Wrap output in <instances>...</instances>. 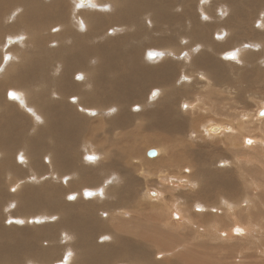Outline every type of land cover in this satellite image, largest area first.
<instances>
[{
	"label": "bare ground",
	"instance_id": "obj_1",
	"mask_svg": "<svg viewBox=\"0 0 264 264\" xmlns=\"http://www.w3.org/2000/svg\"><path fill=\"white\" fill-rule=\"evenodd\" d=\"M76 1L95 10L94 13L80 12L81 8L64 0H0V41L6 44V49L0 51V206L6 197H10L4 187L6 178L10 189L18 191L4 206L9 215L14 214L10 221L38 223L32 228L8 229L0 225V264L12 260V264H51L58 253L65 254L66 264H163L165 260L161 257L169 252L161 250L153 255L149 250L151 244L164 246L170 243L171 251L175 252L177 248L186 247L185 244H174L180 239L188 243L183 234L191 228L194 232L191 241H197L202 233L210 241L217 240L214 234L222 241L237 239L232 235H244L242 238H245L251 228L256 230L259 240L258 212H264V181L257 178L263 177L262 172L257 177L256 172L246 170L245 166L239 168L236 176L231 170L222 168L229 164L224 149L241 147L242 141L246 144L254 141L250 146H258L256 149L261 152L264 150V138L252 136L256 129L264 133V126L255 123L262 122L257 117H264L254 115L249 109L251 101L259 108L264 107V99H257L264 89V79H259L256 70L264 67V0H113V8L107 4L110 0ZM101 1L104 4H100ZM252 4L258 7L257 10L247 11L246 6ZM233 7L239 12L231 16ZM56 22L58 25L49 29ZM71 23L83 25L87 31L73 34ZM109 25L111 27L103 31ZM60 27L61 32L56 35L49 33V30L57 32ZM106 34L114 39L96 43L97 38H104ZM71 38H74L73 47H80L84 55L89 51L88 64L68 45L51 51L59 46V40L67 42ZM227 48L233 50L221 53ZM249 49L255 52L250 53ZM143 50L150 60L159 56L165 59L159 65L163 74L156 73L159 66L150 69L142 65ZM185 52L192 55L194 61L189 67L181 62L187 73L182 76L184 85H170L166 78H173L174 62L166 58L178 55L183 58L181 54ZM215 54L222 58L224 55L228 60L236 57L234 62L239 61L236 62L238 65L229 70L224 63L215 61ZM193 67L200 69V78L198 72L190 74ZM81 71L85 75H73ZM76 76L80 82H74ZM180 76L176 79L179 82ZM193 76L196 78L191 83ZM154 79L163 83L167 91L161 88L151 91L149 98L153 100L160 96L156 99L158 103L152 105L156 100L146 99L150 107L138 115V122L147 120L156 124L160 119L163 132L171 134L185 132V126L196 119L194 126L198 127L197 120L203 122L202 130L204 128L207 135L212 138H218L213 135L227 136L231 145L225 144L217 150L203 145L197 148L186 145L184 150L178 149L167 157H161V149L154 148L157 155L153 157L158 159L157 163L145 169L141 158L137 157V147L124 144L122 137L129 132L124 129L131 117L130 103L145 99L152 83L149 81ZM205 82L204 88L197 91L196 85ZM5 90L7 98L16 102L4 101L2 93ZM66 92L79 95L77 105L88 107L82 108L87 114H102L109 119L114 116L115 119L107 123V119L98 116L76 118L74 110L62 102ZM217 94L227 97L223 95V99H219ZM180 96L186 98L179 106L184 114L173 109L174 100ZM192 97H195L193 102ZM207 103L211 106H202ZM222 103L221 108H234L233 111L227 113L215 109L214 117L228 118L231 124L228 129L222 125L224 121L204 124L207 117L200 114L187 118V114L196 108L211 113ZM107 106L111 108L107 109ZM87 122L91 130L109 125L108 133L112 137H106L108 143H119V147L103 149L98 156L91 142L84 137ZM118 125L121 132L114 134ZM246 133L253 139L244 138ZM154 142L158 143V140L151 141ZM217 152L220 156L215 155ZM10 153L14 154L18 165L10 159ZM74 155H79L75 162L80 164L71 172L84 176L81 181L85 187L93 184L86 195L95 191V198L85 200L80 198L79 192L72 193L64 195L67 203L63 200L64 187L60 182L76 187V184L67 183L72 174L67 172L68 165L65 164V161L73 163ZM90 156L97 160L88 162L89 168L82 166ZM262 158L248 157L246 161L259 163ZM26 163L31 166L25 168ZM24 172L27 173L25 177L21 175ZM46 174L59 183L54 184L48 179L47 183L31 185V175L40 179ZM141 177L148 185L155 184L158 190H149L148 186L139 189ZM96 179L100 181L95 182ZM184 182L188 190H185L187 187L180 189ZM104 188H107L106 198H103ZM148 190L154 197L160 194L159 198L149 196ZM200 197L213 201L205 203L198 199ZM20 206L26 214L45 210L37 212L43 215L33 219L22 213L15 216L12 210ZM218 210H224L232 219L228 228H223ZM47 219L54 223L41 224ZM251 240L256 248L264 246L262 242ZM174 261L166 260L165 264H180ZM58 264L65 263L60 261Z\"/></svg>",
	"mask_w": 264,
	"mask_h": 264
},
{
	"label": "rangeland",
	"instance_id": "obj_2",
	"mask_svg": "<svg viewBox=\"0 0 264 264\" xmlns=\"http://www.w3.org/2000/svg\"><path fill=\"white\" fill-rule=\"evenodd\" d=\"M64 1H68L69 5H71L73 3H74L73 5H77L78 8H81L80 12L83 11V10H88V12H86V13H94V11H95L93 9H90V7L82 6V3L80 1L79 2L76 1V0H64ZM254 1L256 2V0H254ZM113 2H114L113 0H110L107 4H109L110 7L113 8ZM100 4H104V3H102V1H101ZM246 7H248L246 10L247 11H250V12L257 10V8H258V7H254L253 4L252 5H248ZM238 12H239L238 9L233 7V8H231L230 15L233 16L234 14H236ZM98 14H100V13H98ZM100 15L108 16L109 14H100ZM77 24L71 23V25L73 27V34L84 33V32L87 31V28L86 27H84L83 25H80V24L77 25ZM57 25H58V23L56 22L53 26H50L49 29H51V28H53V27H55ZM110 27H111V25L107 26L105 29H103V31H106V29H109ZM58 32H61V27H60V29L57 32L56 31H53V30L52 31L49 30V33L52 34V35H56ZM49 39L51 41L52 40V37L49 36ZM110 39H114V37L111 36L110 34H106V35H104V38H97L96 43L97 42H100V41L110 40ZM59 41L61 42V43H59V46L57 48H51V51L58 50V48L60 46H62V45L63 46L64 45H68L72 49H74L77 52V54H80L82 56V58L84 59V61L88 64V59L90 58L89 51H87L86 55H84V52L82 51V49L80 47L79 48L73 47V45H74V38H71L67 42L66 41H62V40H59ZM5 45L6 44H3V41H0V48L2 47L1 49H3V50H0V51H4V49H6V46ZM234 48H235L234 50H236L237 49V46H235ZM154 49L155 50H158L159 48H154ZM145 50H143V52L141 54V63H142V65L145 68L154 69V67H157V66L161 65L163 62H165V59L164 58L162 59L161 56H159L158 58L154 59L155 61L148 59L147 56L143 54V53L146 54V51ZM229 50H233V49L232 48H227L226 50L222 51L221 53H223V52L226 53ZM233 52H235V51H233ZM249 52L252 53V52H255V51L252 50V49H249ZM181 55H184V57L181 58L178 55V56H171V57H167L166 58V60H172L174 62L173 63L174 64V67H173V76H172L173 78H171L169 80V77H168L166 79L168 81H170V83H169L170 85L173 84L176 87H180V85H176V83L177 84L184 85L182 83V81H184L182 79V76H184L185 74H187L186 73V69L185 68H182L181 62L184 61L187 64V66L189 67V66H191L193 64V61H194L193 60L194 57L192 55L186 53V52L183 53V54H181ZM235 59H236V57H235ZM234 60L225 59L224 55H223V58L220 55L219 56L218 55L215 56V61L218 62V63H221V64L224 63L226 65L227 69H229V70H231L233 67H235V66L238 65L237 63L239 61H236L237 62L236 63V62H234ZM152 61H154V62H152ZM2 70H4V68H2ZM256 70L258 72L259 79L260 80H263L264 79V67H261V69H259V70L256 69ZM189 72H190L191 75H196V72H198L199 73V76H198L199 78L202 75L200 69H198V68H194L193 70H190ZM78 73H82V75L83 74L85 75V72H83V71H81V72H74L73 75H76ZM156 73L157 74H160V75L163 74L162 68L160 66H159V68H157ZM179 75H181L180 76V81L181 82H179V81L176 80ZM195 78H196L195 76L191 77V83H193L195 81ZM73 80H74V82H80V79L78 78V76H76L75 78H73ZM203 80H205V79H203ZM149 82H152V83H151V85H149V87L147 89V94L145 96V99H143L142 101H141V99L140 100H135V101L131 102L130 105H129V107H128V111L131 114V117H130V121L125 125V129L124 130L125 131H129V132H127L128 133L127 136L122 137V139H123L122 142L124 144H133L134 146L137 147V157L139 158V160L141 158V161L146 166L145 169H148L150 167H154L156 165V163H157V160L158 159H155V157H153V156L148 157L149 156L148 155V151L151 150V149H154V148L161 149V151H162V156L161 157H167V156L171 155L172 152H174V151H176L178 149L179 150H184V147L186 145H190V146L192 145L191 146L192 148H197V146L203 145V146H207V148L213 147V149H215V150H217L216 148H218V147L225 146V144L231 145L230 144L231 141H228L227 136L224 137V136H219V135H213V136H217L218 138H212L209 135H207L206 134V131L204 130V128L202 130L203 122L197 120L198 127L194 126L193 124H194V122H196V119H194L192 121L191 125L185 126V127H187V129L185 130V132H183V133H175L174 132V133H171V134H168L167 132H163V128H162V124L163 123L161 122L160 119H159L158 122H156V124H154V123H148L147 120L144 121V122H138L137 121L139 119L138 115L140 113H142V114L145 113L146 109L150 107L149 104H147L145 101H146V99L147 100L150 99L149 98V95H150L151 91L154 90V89H157V88H161V89H164V91H167V88L164 86L163 83L155 82V79H154V81H149ZM155 83H159V84H156L155 85ZM204 85H206V82L203 83V84L200 83L199 85H196L197 86L196 87L197 91H200L201 88L203 89L204 88L203 87ZM84 91H85V89H83V92ZM6 93H7V90H5L4 94L2 93V96L4 95V99H5V100L3 99L4 101H6V102H16V100H9L7 98ZM223 95L225 96V98L227 97L225 94H223ZM223 95L217 94L216 96L219 99H223ZM258 96H259V98H257V99H264V89H261V91L258 94ZM70 97H74V98H72L70 100ZM159 97L160 96H156L155 98H153V100L152 99H150V100L155 101ZM194 100H195V97H192V100L191 101L193 102ZM78 101H79V95L76 92H72V93L66 92L63 95V99H62L63 104L65 105V107H67V108L68 107H71L74 110V112L76 114V118L85 117V119H87V117L96 118L98 116L99 119H101V118L103 120L104 119H107L106 120L107 123H109V122L112 123L113 120L115 119V118H113L114 116L109 119L105 115L102 116V114H99V115L98 114H95V115L87 114L84 111V109H82V108H88V107H82V108H80L81 106L80 105H77V102ZM184 101H186V98L183 97V96H180L179 98L177 97L174 100V102H173V107H174L173 109L175 111L177 110V113H179V114H184L180 110V108H179L181 102H184ZM222 102H229V101L222 100ZM155 103H158V100H156V102H152V105L155 104ZM135 106H137V107H135ZM202 106L208 108L209 106H211V104L207 103L206 105H202ZM223 106H224V104L222 103L218 107H214L212 109L211 113H207L206 111H202L200 108H196L191 113H188L187 114V118L191 117L192 114H200V116L203 115V116L207 117L206 120L204 121L205 122L204 124H209V122L211 124H213V123L214 124H218L219 122L224 121L225 123H223L222 125L226 126L227 129H228V127L231 126L230 122L228 121V118L226 120V119H223V117L222 118L221 117H218V116H217L218 118L217 117H214V111H215V109L218 112H220V111H226L227 113L232 112L233 109H234V108H221ZM258 106L259 105H256V103L253 102V101H251L250 102V105H249V109L256 116H259L260 115L259 114V111L262 110V109H264V107L259 108ZM133 107H135V109H133ZM227 107H228V105H227ZM106 108L109 109V108H111V106H107ZM102 109L103 108H101L100 110H102ZM100 110H97V111L100 112ZM255 113H257V114H255ZM89 115H91V116H89ZM260 116L261 117H264V115H260ZM257 118L258 119H261L262 122H260V123L255 122V123L258 124L259 126H261V125L264 126V118H259V117H257ZM151 120H152V118L149 117V121H151ZM43 123L41 122V124H43ZM219 124H221V123H219ZM155 125L158 126L159 128L157 129V127H155ZM126 126H128L127 129H126ZM109 127L110 126L106 124V125H103L100 128H93L91 130L89 123L88 122L86 123L87 132H85V136L84 137L91 142V144L93 146V151L96 152V154L98 156H100V154H102L103 149L111 150V149H117L119 147V143H117L116 145H109L108 139L106 138V137H109V138L112 137L108 133ZM199 130L201 131V133L199 132ZM120 132H121V129H119V125H118L113 130V133L114 134H118ZM198 132H199V134H198ZM187 135H189V136H187ZM198 135H200V136H198ZM37 136H40V135H37ZM252 136H259L261 138H264V133L260 129H256V131L254 132V134ZM252 136L246 133V135L244 136V138L249 137V138H252L253 139ZM115 137H117V136L114 135V138ZM189 137L191 138V140H190ZM5 138L3 140H5ZM44 138H42L41 140L44 141L45 140ZM154 139L155 140L157 139L158 140V143H155L154 142L152 144L151 141H153ZM0 140H2L1 137H0ZM52 140H54V138H52ZM80 143L77 144V146H76L77 148L79 147ZM253 143H254V141L251 142V143H247V144L242 141L241 147L237 146V148H233V149H230V148L229 149H224V151H225L224 157L226 156L225 158H226V160L229 161V164L227 165V167H224V168H222V166H217L216 164H214V165L217 166V168H219V169L222 168V169L231 170L232 173L233 174L235 173L234 175H236V176L239 175L238 174L239 168H242V167L247 166L245 169L246 170L249 169L252 172H256L258 174V175H256L257 177L262 172L263 177H260V178H257V179H262L264 181V170H263L264 169L263 168L264 167V155H263L264 154V150L261 152L260 149H256L258 146H255V145L250 146ZM41 144H43V142ZM245 145H246V147H245ZM19 146H20L19 148H21V145H19ZM227 147H229V146H227ZM247 147H251V148H247ZM6 148L8 149V147H6ZM84 150H86V148ZM245 152L246 153H249L248 154L249 156ZM91 154H93V153H91ZM252 154L255 155V156H258L259 158H262L261 156H263V158L260 160L259 163H256L257 161H255V160L246 161V159L248 157L249 158L255 157ZM215 155L216 156H220L218 152ZM185 156H187V153H185ZM235 156H236V158H235ZM77 157H79V155L78 156L77 155L72 156V159H74V160H73V163H71V164H68L64 160L65 161V164H67L68 165V168L70 169L69 170L67 168V172H69V173L72 174V179H70L69 181H67V183L76 184V187H69L70 184L69 185L68 184L66 185L65 183L60 182V184L64 187L63 195L62 196H63V200H65L66 202L68 200L66 199L65 196H68L69 194H72V193H78L79 192V195H81L80 198L81 199L84 198L85 200H90V197L93 198L94 197V193H95V191H93V195H91V196L88 195V197H87L86 191H88V189H91L92 186H93V184H90L89 186H86L85 187L84 183L82 184V181H81V178H83L84 176L79 175L80 173H78V174L75 173L74 174V173L71 172L72 171V168H75V166L77 168L79 167V164L80 163L78 164V163L75 162V160H78ZM221 158H223V157H221ZM10 159L14 162L15 165H18L16 163V161H15V158H14V154L13 153H10ZM184 159H186V157ZM184 159H182V160L184 161ZM86 160H87V162L84 160V162H86V165L82 164V166H85L86 168H89V166L87 164H90V163H88V162H95L97 160V158L94 159V160H88V159H86ZM238 160H239V162H238ZM140 163L141 162H139L138 165L141 166ZM260 163H262L263 166H261L262 164H260ZM241 164H242V166H241ZM258 165L261 166L260 169H259V171H258V167H259ZM25 166H26L25 168H27L28 166L30 167L31 164L27 165V163H26ZM57 168H59V167H57ZM137 169L138 168L135 169V173L138 175ZM61 170L64 171V168H61ZM261 170H263V171H261ZM47 172L50 173V174H55L54 171H52V173L50 171H46V173ZM21 175L25 177L27 175V173L24 172ZM53 178L54 177H52V175H49V174L48 175L46 174V176L44 178L40 176V179H37V177L35 175H31L30 179H32V182H33V183L31 182V185H33V186L34 185H37L38 186L39 184L47 183L48 182V179L53 180V182H54V179L55 178L54 179ZM234 178H236V177H234ZM46 179H47V181H46ZM108 179H111V178H108ZM139 179L142 182V185L139 186V189H143L144 187L148 186V187H150L149 190L150 189L158 190L156 187H154L155 184L154 185H148L147 180H144L142 177L139 178ZM50 180H49V183H51L53 185L52 181H50ZM40 181H41V183H40ZM97 181H100V180L96 179L95 182H97ZM173 182H174V180H173ZM57 183H59V181L56 179L55 182H54V184H57ZM184 185L182 184V187L180 189H185L188 186V185L185 184V182H184ZM151 186H153V187H151ZM4 187H5V190H6V194L7 195H10V197H6L5 202L0 206V208H1L0 209V222H1L0 225L1 226H4L5 228L12 229L14 227L32 228L33 227L32 225L38 224L37 222H32L31 223V222H29L27 220L26 221L25 220H22L23 222H21L20 224L19 223L17 224L16 222L10 221V219L13 217L14 214L13 215H9L8 214V211L9 210H5L6 208H4V206L8 203V201L11 198H13L14 194H16L18 191L13 190V188H12V190L10 189L9 180H7L6 178L4 179ZM106 190H107V188H104L103 198L104 197L106 198V196H107V191ZM149 190H148V194H149ZM185 190H188V187ZM159 195L157 197H154V196H152V195L149 194V196H151L152 198H155V199L159 198ZM205 198H207V197H200L198 199L202 200L205 203H209V202H212L213 201V199H210L208 201ZM142 202L144 203V201H142ZM167 203L169 204L170 202L167 201ZM191 204H189V207L191 206ZM239 209L240 208H238V211H239ZM41 210H45V209H41ZM41 210H39V211H41ZM14 211H15V216H17V214L22 213V214L28 215V217L31 218V219L37 218V217H40V215H43V214H37V212H39V211H37V212H33L32 211V212L26 214L23 211V207L22 206H20L17 209L16 208H13L12 212H14ZM218 211H219L218 215H220V218L222 219L221 222H224V225L226 224L225 226L223 225V228H228L233 223L232 222V219L231 218H228V216H227V214L225 213L224 210H218ZM222 211H224V213L226 215ZM190 212H191V209H190ZM244 214H246V212ZM258 215H259V217H258L259 218V220H258L259 221L258 222L259 224L258 225H260V227H259V229H260L259 230V240L257 239V235H256L257 233L255 232L256 230H253V228H251L249 230L248 234L245 235V238H242V237H244V235L241 236V237L232 235V237H235L237 239L222 241V240H220L221 238H219L220 236L218 234H214L213 236H214V238H217V240H215V241L214 240H211L210 241L201 232L202 234L199 233V235L201 234V237L197 241H194V240L191 241L190 239H193L191 236H194L193 229L191 228L190 229V232L188 231V232H185L183 234L185 240L188 241V243L181 242V239H180V240H178L179 243H175L174 244V245H177V246L178 245L185 244L186 247L181 248L182 249V250L180 249L181 251L178 250V248L176 247L177 250H175V252H172L171 251V244L170 243L169 244H166L164 246H162V245L155 246V244H151V242H149L152 245L149 248V250H150V252L153 255L156 252L161 251V250H164V251L169 252L168 254L165 253L161 257V260H165V261H163V264H165L166 260H172V261H174L175 259L176 260L174 262L175 263L179 262L180 264H255L256 262L257 263H261V262L264 263V246L263 247H260V248H256V246H255L256 244L253 246V244L251 242L252 241L251 239H253V240L258 241L259 243L262 242L264 244V236H263L264 235V233H263L264 232V218H263L264 217V212H258ZM165 220H166V218L164 219L163 223L165 222ZM40 221H41V219H40ZM44 223L52 224L54 222H52V221H50V220L47 219V220H43L41 224H44ZM136 232H137V230L134 233H136ZM147 232L150 233L149 230H146V233ZM154 233L155 232L152 231V234H154ZM175 235L176 234H174V236ZM237 235H239V234H237ZM176 239H178V238H176ZM226 239H227V237H226ZM248 240H250V241H248ZM14 243H16V242H14ZM149 243H147V244H149ZM1 248H2V246L0 245V250H1ZM176 248H174V249H176ZM190 248H191V250H190ZM23 253H26V251H24ZM172 253H174V254H172ZM1 255L2 254H0V256ZM178 256H182V257L180 258ZM153 258H154V256H153ZM13 261L14 260H12L10 262H7V264H12ZM60 261L62 263H65V264L67 263L66 262L67 259L65 258V254H59L58 253V255L51 262V264H58V262H60ZM48 264H50V263H48Z\"/></svg>",
	"mask_w": 264,
	"mask_h": 264
},
{
	"label": "water",
	"instance_id": "obj_3",
	"mask_svg": "<svg viewBox=\"0 0 264 264\" xmlns=\"http://www.w3.org/2000/svg\"><path fill=\"white\" fill-rule=\"evenodd\" d=\"M81 1L84 2L85 0H81ZM260 115H264V109H262L260 111ZM148 155L149 156H155V155H157V151L155 149H151L148 151Z\"/></svg>",
	"mask_w": 264,
	"mask_h": 264
},
{
	"label": "snow or ice",
	"instance_id": "obj_4",
	"mask_svg": "<svg viewBox=\"0 0 264 264\" xmlns=\"http://www.w3.org/2000/svg\"><path fill=\"white\" fill-rule=\"evenodd\" d=\"M153 55H155V54H153ZM230 55L234 56L235 54H234V53H231ZM12 95L15 96V93H13ZM88 158H89V159H95V157H93V156H90V157H88ZM87 195L91 196V195H93V193L90 192V193H87ZM237 231H239V229H237Z\"/></svg>",
	"mask_w": 264,
	"mask_h": 264
},
{
	"label": "clouds",
	"instance_id": "obj_5",
	"mask_svg": "<svg viewBox=\"0 0 264 264\" xmlns=\"http://www.w3.org/2000/svg\"><path fill=\"white\" fill-rule=\"evenodd\" d=\"M89 159V158H88ZM89 160H94V159H89ZM88 193H90V192H88Z\"/></svg>",
	"mask_w": 264,
	"mask_h": 264
}]
</instances>
